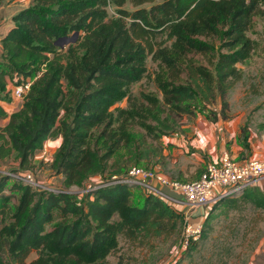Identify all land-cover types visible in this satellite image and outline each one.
Wrapping results in <instances>:
<instances>
[{"label": "trees", "instance_id": "1", "mask_svg": "<svg viewBox=\"0 0 264 264\" xmlns=\"http://www.w3.org/2000/svg\"><path fill=\"white\" fill-rule=\"evenodd\" d=\"M127 1L139 8L131 12L121 9ZM153 1L30 0L10 17L8 25L0 19V102L12 96L16 85L31 81L38 65L48 61L45 74L30 84L19 108L0 127V160L13 150L19 166L29 167L33 154L44 141L56 138L58 130L61 142L52 169L63 176L67 187H82L87 179L106 171L120 173L122 161L140 164L153 159L161 149L146 143L143 137L135 139L133 134H127V118L113 126L115 116L110 108L124 97L128 84L143 76L147 53H153L169 70L178 67L184 54H215L214 46L198 37L223 39L215 60V78L207 68L190 60L192 81L166 82L164 102L177 107L197 97L206 100L218 90L222 99L219 108L211 111L215 115L207 116L212 121L228 120L223 113L229 87L226 80L235 65L248 57L253 42L246 30L255 13L264 14V0H162L149 9L140 7ZM7 2L0 0V8ZM108 2L130 18L128 26L122 17L104 21ZM141 22L155 28L168 25L167 38L174 39L181 51L172 54L159 47L154 51L146 37L153 30L145 29ZM74 32L85 33L80 45L67 44L65 53L59 54L57 43ZM134 39L142 42L136 43ZM79 48L83 50L81 54ZM8 83L12 84V91L6 90ZM117 112L116 116L126 114L122 109ZM127 115L133 121L134 113ZM4 117L6 112L0 105V119ZM161 124L164 130L159 144L182 125L177 124L170 131V125ZM240 130V144L244 151H250L246 125ZM157 134L156 137L160 136ZM91 141L97 146L93 147ZM123 148L124 154L120 153ZM110 160L113 161L109 164ZM9 178L12 179L0 174V194ZM12 180L11 187L20 195L15 211H10L12 220L0 228V264H96L104 262L118 248L120 236L127 240L139 235L178 236L182 228L181 211L126 183L102 179L83 195L82 201H76L66 191H37L30 184ZM135 192L141 197L133 203ZM3 198L2 195L0 202ZM247 204L264 209V194L257 186L218 199L202 227L216 209L228 212ZM54 209L61 220L47 229ZM192 248L190 245L184 253L189 255ZM31 252L36 253L35 258H30Z\"/></svg>", "mask_w": 264, "mask_h": 264}, {"label": "rangeland", "instance_id": "2", "mask_svg": "<svg viewBox=\"0 0 264 264\" xmlns=\"http://www.w3.org/2000/svg\"><path fill=\"white\" fill-rule=\"evenodd\" d=\"M28 1L29 0H8V2L0 8V19L3 25H8L7 23L10 17L19 9L27 6ZM161 2L162 0H154L153 3H145L140 7L149 9L152 4ZM137 8L139 7H134L128 1L121 7V9L128 12ZM116 9L117 7L108 2L106 5L108 15L105 17L104 21H109L111 18L122 17L121 19L125 22L126 26H128L130 18L128 16H123L117 12ZM140 24L145 29L153 30V34L146 37L151 40L150 43L153 45L154 51H156L158 47L172 54L181 51L180 45L174 39L167 38L168 25L155 28L147 26L142 22ZM246 32L253 42L252 48L249 51L248 57L235 65L234 72L227 78L228 80H226V83L229 81V87L227 88L224 98L227 102V106L223 113L233 126L231 130L235 129V131L240 134L241 127L246 125L247 132L249 137L252 138V142L258 145L260 149L262 148L263 152V13L257 12L251 17V24L248 26ZM84 36V32H74L68 36L65 41H59L57 43L59 45V54L65 53L64 46L67 44L78 47ZM198 39L214 46L215 54H184L175 70L167 69L159 59L153 57V53H147L144 60L145 71L143 76L140 80L128 84L125 88L126 93L124 97L116 101L110 108L115 116L113 126H117L120 121L125 122V118H127L126 129L124 130L127 134H133L135 139L138 136L143 137L146 143L155 147L157 146L162 150L163 140H161V144H159L164 130L161 123L170 125L169 130L173 131L177 124L187 123L188 120L196 117V114L209 112V114L206 115H215L211 113V111H217L222 100L218 90H215L206 100L197 97L195 100L184 102L177 107H169L164 102L163 89L166 82L173 81L175 84H187L192 81V78L189 77L191 70H193V65L190 63V60L196 66H204L207 68L215 78V60L218 52H220V45L223 39L220 37H198ZM134 42L139 43L142 41L141 39H134ZM78 51L81 54L83 50L79 48ZM47 62L48 61L38 65L31 79V85L45 74L48 66ZM61 63L64 65L66 64L64 59L61 60ZM214 82L216 83L217 81L214 80ZM217 85L218 84H216L214 89L218 87ZM30 87L25 92L24 97L28 94ZM117 109H122L126 114L116 116L119 115ZM133 113L135 116L132 121V117H129L127 114L133 115ZM62 115L63 110H60V116ZM5 123L4 120H0L1 126L5 125ZM56 125H59V121ZM155 133L160 134V136L157 134L158 137H156ZM2 134L8 139L4 130H2ZM164 138H166V136ZM7 141L9 143V140ZM60 142L61 135L58 130L56 138H50L44 141L43 146L33 154L29 167L27 168H21L19 166L15 152L12 150L9 155L0 160V174L14 179L13 175L21 172H29L32 175L33 181L38 183L37 186L33 185V189L37 191L59 189L72 193L76 201H82L83 195L94 185L100 183L102 179H107L114 183L115 178L122 177L129 167L133 165L146 166L144 163L125 164V162L122 161V165L124 164V166L120 173H110L106 171L104 175L90 177L83 183L82 187L76 185L67 187L64 184L63 176L61 174H56L55 170L52 169V163ZM91 145L93 147L97 146H94L93 141H91ZM125 151L126 150L123 148L120 150V153L124 154ZM112 161L113 160H110L109 164ZM12 179H7L6 186L0 194V198L2 195L4 196L0 202V228L12 220L10 211L12 210V212H14L19 202L20 194L15 192L11 187L13 183ZM215 190H218V188ZM215 193L217 192L215 191ZM140 197L141 194L135 192L132 196V202L136 203ZM52 216V220L46 224L47 229H51L52 226L56 225L61 220L59 212L56 209L53 210ZM202 225L203 222L201 223L199 237L189 243V246H193L189 255L185 254V251L180 249L181 228L178 236L173 234L169 236L161 235L158 237L139 235L140 237L134 240H127L120 236L118 239V248L108 255L104 262H97L96 264H175L178 260L180 261L179 264H248L255 255L264 237V210L255 208L251 204H247L238 210L228 212L216 209L211 214V219L204 227H202ZM35 257L36 253L31 252L30 258Z\"/></svg>", "mask_w": 264, "mask_h": 264}, {"label": "crops", "instance_id": "3", "mask_svg": "<svg viewBox=\"0 0 264 264\" xmlns=\"http://www.w3.org/2000/svg\"><path fill=\"white\" fill-rule=\"evenodd\" d=\"M6 90H13L11 83L7 84ZM23 97H17L13 90L12 96L9 95L7 101L0 102L6 112V117L0 120L6 122L8 115L19 108ZM231 127L233 126L229 120L224 121L218 118L212 121L205 114H196V117L183 123L175 133L164 138L163 149L153 159L144 163L154 171L172 179L192 181L200 176L207 163L218 160L220 154L224 152H228L232 158L240 162L249 158L264 160V151L262 152V148L260 149L252 142L251 137L249 138L250 151H244L240 144V134L235 129L231 130ZM255 186L264 194V178L260 179ZM165 191L170 196L178 197L177 193ZM215 191L218 193L220 188ZM169 203L182 214L187 213L192 225L201 224L214 204L188 207L176 205L174 202ZM248 264H264V237Z\"/></svg>", "mask_w": 264, "mask_h": 264}, {"label": "built area", "instance_id": "4", "mask_svg": "<svg viewBox=\"0 0 264 264\" xmlns=\"http://www.w3.org/2000/svg\"><path fill=\"white\" fill-rule=\"evenodd\" d=\"M30 84L31 81H27L16 85L14 94L17 97H23ZM13 176L14 179L31 186L38 185L33 181L29 172H21ZM262 178H264L263 159L250 158L240 162L234 160L228 152H224L220 155L218 161L207 163L200 176L192 181H179L150 168L131 166L122 177H116L114 183H126L134 187H140L145 192L167 202H174L176 205L196 207L215 203L218 199L227 195L255 186ZM109 183L113 182L110 181ZM216 188L221 190L215 193ZM165 190L177 193L178 197L170 196ZM53 191H57V189ZM189 217L187 213L183 214L180 241L182 251L186 250L189 243L199 237L201 232V224L192 225L189 222Z\"/></svg>", "mask_w": 264, "mask_h": 264}, {"label": "water", "instance_id": "5", "mask_svg": "<svg viewBox=\"0 0 264 264\" xmlns=\"http://www.w3.org/2000/svg\"><path fill=\"white\" fill-rule=\"evenodd\" d=\"M67 38H62L61 40L65 41Z\"/></svg>", "mask_w": 264, "mask_h": 264}]
</instances>
